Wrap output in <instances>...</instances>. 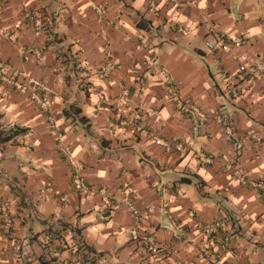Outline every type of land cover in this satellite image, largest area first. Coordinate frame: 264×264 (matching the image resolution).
I'll list each match as a JSON object with an SVG mask.
<instances>
[{"label":"crops","instance_id":"obj_1","mask_svg":"<svg viewBox=\"0 0 264 264\" xmlns=\"http://www.w3.org/2000/svg\"><path fill=\"white\" fill-rule=\"evenodd\" d=\"M0 1V264H264V0Z\"/></svg>","mask_w":264,"mask_h":264},{"label":"built area","instance_id":"obj_2","mask_svg":"<svg viewBox=\"0 0 264 264\" xmlns=\"http://www.w3.org/2000/svg\"><path fill=\"white\" fill-rule=\"evenodd\" d=\"M2 9V3L0 1V12ZM212 35H213V40L209 41L206 43L207 47L212 51V52H217V51H230L231 48L238 47L243 44L242 40L240 41H230L228 38H226L225 35L222 33L218 32L215 27L212 29ZM215 73L216 76H218L220 79L225 78V71L222 67L221 62L216 61L215 64ZM114 64L110 61L105 68L102 69V74L104 77H108L111 73V71L114 69ZM238 77L240 79H246L252 78L254 80H261L264 82V55L262 59V64L261 65H252L248 64L245 61H241L240 65L238 67L237 71ZM0 81L7 83V84H12L11 86L14 87L17 91H21L24 89L22 85H18V83H14V80L9 77V74L7 72V69L4 67L3 64L0 63ZM32 93H31V100L35 102L39 109L45 112L48 115V120L50 124H53V128H55V124L53 122V116H52V106H53V100L51 98V95L46 91V88L44 85H32ZM237 88V87H234ZM239 90L235 89V91H232V95L237 97L239 95ZM154 113L151 112V115ZM135 119H140L141 115L139 113H136L134 115ZM223 120L224 122L228 121V118L223 115ZM54 136L56 138H59L58 131H54ZM228 140L232 143L234 150L236 151V155L238 153H241L243 150V143L241 140H239L235 134L233 129H230L227 133ZM64 155L67 157V161L70 164V166L73 169V174H72V181H73V186L76 191L80 193H87L88 188L86 187L85 181H84V176H83V169L81 166H79L75 160V158L72 156V153L67 149H63ZM2 216L4 219V229L9 230L10 228V219L8 212L6 208L2 209ZM167 228V227H166ZM154 241V239H152ZM152 241V242H153ZM154 252H157L156 246L153 247Z\"/></svg>","mask_w":264,"mask_h":264},{"label":"trees","instance_id":"obj_3","mask_svg":"<svg viewBox=\"0 0 264 264\" xmlns=\"http://www.w3.org/2000/svg\"><path fill=\"white\" fill-rule=\"evenodd\" d=\"M25 130H23V129H21V130H19V133H22V132H24ZM11 138L10 137H8V140H10Z\"/></svg>","mask_w":264,"mask_h":264},{"label":"rangeland","instance_id":"obj_4","mask_svg":"<svg viewBox=\"0 0 264 264\" xmlns=\"http://www.w3.org/2000/svg\"><path fill=\"white\" fill-rule=\"evenodd\" d=\"M207 42H209V41H207ZM207 42H206V43H207ZM206 46H207V45H206ZM208 49H209V48H208ZM209 50H210V49H209ZM248 64H249V63H248ZM218 79H219V78H218Z\"/></svg>","mask_w":264,"mask_h":264}]
</instances>
